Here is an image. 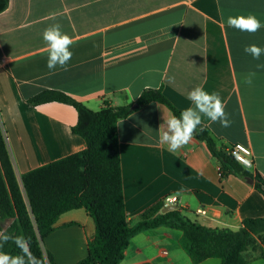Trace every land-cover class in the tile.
<instances>
[{
  "label": "crops",
  "instance_id": "obj_1",
  "mask_svg": "<svg viewBox=\"0 0 264 264\" xmlns=\"http://www.w3.org/2000/svg\"><path fill=\"white\" fill-rule=\"evenodd\" d=\"M255 15L264 24V0H8L0 13V130L17 181L38 167L86 148L73 134L76 110L27 100L60 91L91 110L134 105L145 89H161L180 112L192 106L188 92H218L230 127L202 118L219 150L242 143L252 151L251 174L264 179V28L229 27V16ZM59 23L73 53L67 70L47 67L43 31ZM255 72L251 86L243 77ZM172 112L160 103L136 107L117 123L125 213L136 224L166 196L177 210L212 229L237 231L243 220L264 217V196L238 175L221 178L218 161L194 138L177 152L160 142ZM202 209L204 215L196 211ZM2 232V230H0ZM95 234L84 209L62 214L44 240L51 264H77ZM181 232L157 227L135 234L119 264H193L180 246ZM163 251L166 254H163ZM199 264H221L216 258ZM246 264H264L248 259Z\"/></svg>",
  "mask_w": 264,
  "mask_h": 264
},
{
  "label": "trees",
  "instance_id": "obj_2",
  "mask_svg": "<svg viewBox=\"0 0 264 264\" xmlns=\"http://www.w3.org/2000/svg\"><path fill=\"white\" fill-rule=\"evenodd\" d=\"M8 0H0V13ZM57 102L77 112L73 134L81 137L86 148L25 173L21 185L16 179L0 130V223L13 218L2 231L11 239L0 240V252L21 255L16 237L27 241L30 264H46L41 244L54 231L59 217L72 210L84 209L92 218L95 234L88 243V254L77 264H119L130 239L137 233L168 227L181 232L180 246L193 264L216 258L221 264H246L248 259H264V217L245 219L237 231L212 229L192 221L180 210L162 213L163 202L150 208L134 225L128 222L122 193L117 123L129 116L133 105L91 110L56 90H44L27 100L30 106ZM166 106L174 116L177 110L161 89H145L136 99L137 107L149 103ZM194 138L205 143L220 166L221 178L235 174L252 179L254 188L264 196V179L251 174L225 150H219L208 130L197 129ZM1 230V227H0ZM249 250L255 255L247 257ZM47 261L53 262L46 253Z\"/></svg>",
  "mask_w": 264,
  "mask_h": 264
},
{
  "label": "clouds",
  "instance_id": "obj_3",
  "mask_svg": "<svg viewBox=\"0 0 264 264\" xmlns=\"http://www.w3.org/2000/svg\"><path fill=\"white\" fill-rule=\"evenodd\" d=\"M229 27L236 28L243 32L256 33L264 24L252 14L247 16H229L227 18ZM59 23L49 25L44 29L42 35L48 49L47 67L54 71L58 66L67 70L69 61L73 53L70 50L73 40L61 31ZM245 53L250 54L253 59L259 60L264 55V48L251 44L244 48ZM264 65H257V68ZM255 72H249L243 77L245 85L251 86ZM188 100L192 106L184 109L179 117L172 116L166 121V129L160 134V142L166 144L170 152H177L188 145L202 123V118L207 117L212 122H219L222 127H230L231 120L225 112L226 105L222 101L218 92L209 93L203 86H196L188 92ZM11 239L4 232H0V240L5 243ZM17 246L21 248V255L11 256L0 252V264H30L33 258L28 256L27 241L23 237H16ZM2 247V245H0Z\"/></svg>",
  "mask_w": 264,
  "mask_h": 264
},
{
  "label": "built area",
  "instance_id": "obj_4",
  "mask_svg": "<svg viewBox=\"0 0 264 264\" xmlns=\"http://www.w3.org/2000/svg\"><path fill=\"white\" fill-rule=\"evenodd\" d=\"M226 154L228 156H231L237 163H239L242 167L249 169L252 167V151L250 147L242 144V143H235L231 145L230 147L226 148L225 150ZM163 205L164 208L171 206V205H177V197L176 196H166L163 199ZM198 214L204 215L205 211L202 209H199L196 211ZM163 254H166L165 251H163Z\"/></svg>",
  "mask_w": 264,
  "mask_h": 264
},
{
  "label": "water",
  "instance_id": "obj_5",
  "mask_svg": "<svg viewBox=\"0 0 264 264\" xmlns=\"http://www.w3.org/2000/svg\"><path fill=\"white\" fill-rule=\"evenodd\" d=\"M136 107H137L136 104H134L132 106V108H136ZM247 182L252 183V179L248 178ZM177 209H178L177 205H171V206L163 208L161 212L166 213L168 211H173V210H177ZM13 220H14L13 218H9V219H6L5 221H3L2 223H0L1 230L2 231L6 230L9 227V225L13 222Z\"/></svg>",
  "mask_w": 264,
  "mask_h": 264
},
{
  "label": "rangeland",
  "instance_id": "obj_6",
  "mask_svg": "<svg viewBox=\"0 0 264 264\" xmlns=\"http://www.w3.org/2000/svg\"><path fill=\"white\" fill-rule=\"evenodd\" d=\"M41 249H42L43 256H44V258H45L46 264H50V263L47 261V258H46V253H47V252H44V250H43V249H45V251L48 250V249H47V244H46V242L44 243V247H43V243L41 244ZM254 255H255V253H254L252 250H249V252L247 253V257H248V258H252Z\"/></svg>",
  "mask_w": 264,
  "mask_h": 264
}]
</instances>
